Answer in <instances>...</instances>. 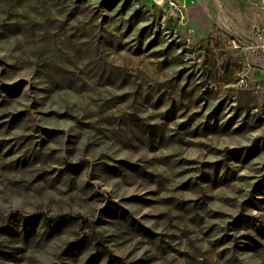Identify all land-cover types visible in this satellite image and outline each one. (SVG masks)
<instances>
[{
	"label": "rangeland",
	"instance_id": "rangeland-1",
	"mask_svg": "<svg viewBox=\"0 0 264 264\" xmlns=\"http://www.w3.org/2000/svg\"><path fill=\"white\" fill-rule=\"evenodd\" d=\"M172 1L0 0V264H264V11Z\"/></svg>",
	"mask_w": 264,
	"mask_h": 264
},
{
	"label": "built area",
	"instance_id": "built-area-1",
	"mask_svg": "<svg viewBox=\"0 0 264 264\" xmlns=\"http://www.w3.org/2000/svg\"><path fill=\"white\" fill-rule=\"evenodd\" d=\"M153 3L156 5V6H165L167 8H172L174 7V3L172 0H152ZM259 8L264 11V0H259ZM238 84L240 86L243 85V81L242 80H239L238 81Z\"/></svg>",
	"mask_w": 264,
	"mask_h": 264
},
{
	"label": "trees",
	"instance_id": "trees-1",
	"mask_svg": "<svg viewBox=\"0 0 264 264\" xmlns=\"http://www.w3.org/2000/svg\"><path fill=\"white\" fill-rule=\"evenodd\" d=\"M60 219H62V218H60ZM55 222V221H54Z\"/></svg>",
	"mask_w": 264,
	"mask_h": 264
}]
</instances>
